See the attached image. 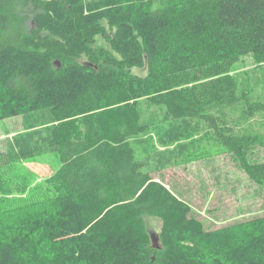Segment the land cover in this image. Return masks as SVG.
I'll return each mask as SVG.
<instances>
[{
  "label": "trees",
  "instance_id": "trees-1",
  "mask_svg": "<svg viewBox=\"0 0 264 264\" xmlns=\"http://www.w3.org/2000/svg\"><path fill=\"white\" fill-rule=\"evenodd\" d=\"M248 59L264 68V0H0V120L52 123L0 154V218L24 221L19 235L0 226V264H264V215L205 230L140 156L159 123L142 108L155 107L162 122L207 125L264 189V135L204 108L235 97L229 73ZM48 149L59 168L22 197L20 161ZM147 218L162 221L159 248Z\"/></svg>",
  "mask_w": 264,
  "mask_h": 264
},
{
  "label": "rangeland",
  "instance_id": "rangeland-1",
  "mask_svg": "<svg viewBox=\"0 0 264 264\" xmlns=\"http://www.w3.org/2000/svg\"><path fill=\"white\" fill-rule=\"evenodd\" d=\"M97 45L108 46L102 38H98ZM134 73L145 74L136 69ZM229 76L238 88L233 92L228 91L227 95L235 97L226 104L218 97L214 100L210 97L212 101L205 103V110L226 120L236 134L258 132L264 135V114L249 116L241 99L242 92L248 90L254 100H264V68L256 71L252 60L248 59L236 63ZM142 109L150 114L147 115L149 119L159 122L158 128L156 126L151 133L152 140L141 147L140 156L146 161V169L157 182L188 205L190 216L200 221L205 230H215L264 215V189L252 180L241 163L215 146L207 125H203L201 131L194 132L193 122H162L161 118H155L163 116L155 107ZM151 114L156 116L151 117ZM26 124L25 115L0 120V154L27 149V141L33 140L31 143L36 145L41 139H28V132L44 131L45 127L52 125L45 123L28 128ZM193 152H198L200 156L193 155L186 160L187 154L192 155ZM253 160L264 162V148L255 152ZM19 165L20 172L33 182L28 191L22 193V197H25L37 189L35 185L59 168L60 160L53 149H48L40 156L22 159ZM22 221L16 214H10L5 219L0 218V226H5L8 234L19 235ZM147 224L154 235L161 232L160 219L147 218Z\"/></svg>",
  "mask_w": 264,
  "mask_h": 264
},
{
  "label": "water",
  "instance_id": "water-1",
  "mask_svg": "<svg viewBox=\"0 0 264 264\" xmlns=\"http://www.w3.org/2000/svg\"><path fill=\"white\" fill-rule=\"evenodd\" d=\"M151 237H152V241L154 243V247L159 248V245H158L159 238H158V236L153 234V235H151Z\"/></svg>",
  "mask_w": 264,
  "mask_h": 264
}]
</instances>
